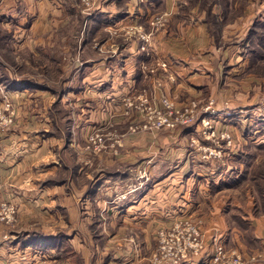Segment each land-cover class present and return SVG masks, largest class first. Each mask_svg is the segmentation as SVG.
<instances>
[{
  "label": "crops",
  "instance_id": "crops-1",
  "mask_svg": "<svg viewBox=\"0 0 264 264\" xmlns=\"http://www.w3.org/2000/svg\"><path fill=\"white\" fill-rule=\"evenodd\" d=\"M181 1L126 0L123 3V0H100V4L90 9L91 11L81 10L82 22L78 35L74 34L73 38L72 34L64 33L62 37L65 41L63 48L68 51L64 57L70 59L64 66L63 73L70 77L65 80L66 86L60 92L56 106V98L49 86L39 87L42 91L36 86L5 89L4 94L13 102L16 114L13 123H0V199L16 203L20 218L34 217L38 210L46 215L52 213L53 216L54 212L49 207H54L59 202L71 211L73 208L69 205L74 198L76 202L85 203L84 214L103 215L109 212L111 216L130 219V223L140 222L141 229L147 231L145 235L155 226L158 229L169 228L166 225L177 219L201 215L205 219V247L202 251L205 258L214 251L218 242L232 240L233 243L236 241L241 244V230L231 221L229 212L223 211V206L230 197H226L225 188L229 187L224 177L215 179L213 175L203 180L174 178L179 171L187 170L186 167L189 170L192 167L204 168L197 159H202L204 151L200 149H205L208 145L194 146L188 148L189 151L185 150V146L179 145L185 139L200 138L201 122L198 121L192 127H182L175 132L167 127L151 132L142 128H131V125L141 122V114H124V98L147 86V78L141 74L140 69L144 52L140 50L141 40L139 41L136 29L145 28L152 33V55L171 59L178 76L176 82L165 78L163 87L154 88L155 99H160L162 94H168L177 101L188 96L203 100L207 95L213 94L218 100L217 107H222V94L214 87L213 80L218 78L219 73H223L222 62L227 61L230 68L228 72L232 70L233 73L248 64L240 44H247L246 38L249 34L244 38L245 31L264 8L256 10L255 7L244 5L238 0H227L224 3L216 0L210 7L219 24L216 28L209 21L207 3L195 0L181 4ZM30 2L25 12L18 10L20 20L28 16L30 32L28 35L19 34L18 42L22 44L28 41L30 50L36 53L38 44L54 43L55 30L74 22V19L60 0L45 3L44 12L33 8V3ZM120 3L126 5V11L120 12ZM162 13H165L167 22L154 29V15ZM115 28H119L118 34L113 33ZM248 30L251 32L252 27ZM73 43L75 47L70 50ZM252 73L256 74H249ZM151 79L153 80L152 77L150 81ZM247 82L245 80L246 84ZM246 100L243 97L241 102L236 103L235 98L231 97L230 105L248 107L250 111L255 109V106L245 103ZM4 103L3 95L0 98V107ZM256 118L251 112L241 119L254 123ZM238 119L240 118L216 115L214 127L220 131L231 124L234 135L242 143H247L249 133L243 135L235 130L236 124H240ZM61 122H64V126H61ZM91 129L100 132L102 130L103 133L115 130L121 138L117 145L119 153L107 148L96 153L99 159H102L105 152L119 154L118 159L125 156L133 159V156L140 155L142 158L139 168L153 172L165 164L162 159H158L161 154L173 153L181 156L185 153L191 156L192 164H189V160L184 164L178 163L168 176H159V179L150 181L149 174L145 179L139 180L133 179V173L116 169L97 182L99 177L91 176L87 162L83 160L73 163L69 159V152L74 150L75 143L79 151L90 152L84 146ZM240 146V142H237L225 149L233 151L234 154L237 152L234 148ZM210 147L209 150L211 149L210 152L215 157L223 155V145ZM155 155L158 158H151ZM113 161L115 160H111L110 164ZM216 161L218 162L217 159ZM134 165L130 166L134 168ZM217 165L218 168H214V165L211 171L223 172V166ZM123 183L126 185L125 189H121ZM104 191L111 195L109 206L103 199ZM100 196L103 201L99 200ZM94 201L101 204L99 212L94 210ZM247 214H250L251 219L257 216ZM234 216L235 214L231 217ZM7 227L10 225L0 224V250L11 251L17 244L21 245L22 240L9 239L10 231ZM253 231L262 242L264 233L259 235L254 223ZM146 239L148 246L150 242L148 237Z\"/></svg>",
  "mask_w": 264,
  "mask_h": 264
},
{
  "label": "rangeland",
  "instance_id": "rangeland-1",
  "mask_svg": "<svg viewBox=\"0 0 264 264\" xmlns=\"http://www.w3.org/2000/svg\"><path fill=\"white\" fill-rule=\"evenodd\" d=\"M53 1L54 0H0V98H2L3 95L4 98L7 96L4 94L7 88L13 89L12 87L24 88L36 86L42 91L39 87L49 86L52 90L48 89L54 93V98H56L55 106L58 104L59 94L64 91L66 86L65 80L70 77V75L63 73L64 66L67 65L68 61L70 62V59L68 60L64 57L68 51L63 48L65 44V41L62 39L63 34H72L71 37L75 38L74 34L78 35L79 25L82 22V20H80L81 10L91 11L100 4V0H90L89 3L85 0H60L61 3L67 6L68 13L74 19V22L57 28L53 35L56 41L54 43L38 44L35 53L30 50L28 41L22 42V44L18 42L19 34H30L28 31V16L20 20L18 10L20 9L25 12V8H27L30 2L33 3V8L44 12L43 8L46 6L45 3H51ZM125 1L126 0H123V3H125ZM185 1L191 2L195 0H182L181 4H184ZM204 1L207 0H201V3ZM218 1L224 3L227 0ZM238 1H241L244 5H251L255 7L256 10L264 8V0ZM120 4V12L126 11V5L121 4V6ZM27 14L28 12L26 15ZM82 14L84 13L82 12ZM164 15L165 13L154 15L152 20V24L155 27L154 29L166 24L167 20ZM19 26L22 27V30ZM211 26L218 28L219 24L216 21L212 23ZM249 27H252L251 32L248 30ZM248 28L244 35L245 38V36L249 34V37L246 38V41L248 40L247 44L242 45V40L240 41L241 47L243 46L242 49L244 50V54L247 56L248 64H246L245 67H240L241 69L239 68L236 73H233L232 70L228 72L230 69L228 67L229 63L223 61L221 65L223 73H219L218 78L213 79L215 82L214 87L222 94V107H217L219 106L218 100L213 94L207 95L203 100L196 96L185 97L186 99L182 101H177L169 97L175 100L177 104H185L192 100H197L199 102V110L210 106L211 110L215 111L213 115L223 118L230 116L231 119L234 117L240 118L237 120L240 124H236L235 130H238L243 135L249 133L250 138H247V143H242L238 136L234 135L235 131L231 124L230 127L225 130H216V135L210 138H208L206 136L207 133L204 132L208 131V128H201V136L199 139L195 137L189 138L188 140L185 139L182 143L180 142L179 145L185 146V150L188 151L194 146L203 147L208 145L210 147L214 145L218 147L223 145V155L220 157L217 155L216 158L209 149L205 150L201 148L200 150L204 151V154L201 155V160H197H199L198 162H200L201 166H204V168L201 169L199 165L200 169L192 167L191 170H189V167H186L187 170L179 171L178 176H174V178L203 180L213 175H215L213 177L215 179L224 177L225 183L229 187L225 188L227 190L226 197L230 196L228 198L230 201L228 200V203L223 206V211L226 210L227 213L229 212L228 215L232 219L231 221L241 230L240 239L242 242L239 244L240 242L237 243L234 241L233 243L232 240L228 242L225 240V242L218 243H222L229 252L235 249L240 251L245 259L244 264H264V237L262 242L259 241L253 231L254 223V225L257 226L259 235L264 233V10L252 20ZM119 31V28H115L113 33L118 34ZM136 32L141 43V33H151L145 28L136 29ZM216 40L220 43L218 37H216ZM73 46L75 47V43L71 44L70 50H73ZM145 56L146 53L144 52V56L140 62V69L141 74L147 78V86L128 94L124 98V114L128 116L141 114V117H143L145 114V112H141L140 108L137 106L128 107L127 103L130 100L139 104L141 100L140 95L144 93L148 96L150 101H153L155 100L154 88L163 87V80L165 78L169 79L168 75L171 72L175 74L176 79H169L170 81L176 82L178 78L176 71L173 69L174 63L172 64V68L167 71L157 63L165 57L152 56V58L145 60ZM144 61H146L149 66H156V72L144 71ZM251 72L256 74H249ZM150 77H152L153 80L151 79L150 81ZM243 77H245V79ZM245 80L248 81L247 84ZM29 82L33 84L30 85ZM14 84H16V86H14ZM243 84L246 88L243 87ZM231 97L235 98L236 103L238 101L241 102L240 100L245 97L247 99L245 103H248L252 107L255 106V109L250 111L248 107L231 106ZM69 108L74 110L73 106ZM228 111L230 115L225 116ZM251 112L258 118H256V122H244L241 118L247 116V114H251ZM60 113L61 112H59V114ZM142 119L138 125H131V128L133 130H137L138 128L144 129L142 127ZM196 123H198V121L191 123V127ZM61 126H64V122L63 124L61 122ZM186 126L188 127L190 124H182L169 129L175 132V130ZM159 129L161 128L148 131L155 132ZM95 130L96 129H91L90 133ZM224 131L231 134V140L222 137ZM102 132L101 130V133ZM104 134L105 137H107L106 141L108 143L121 139L115 130H108V132ZM88 137L87 144L84 148L90 152L83 153L79 151L75 143V146H73L74 150L76 147V150H70L69 159L73 163L83 160L87 162L89 164L88 168L91 176L94 177L97 175V178L99 177L98 179L95 177V179L98 180L97 182L102 181L109 173H112L116 169H121L122 172L126 171L128 174L133 173V179L139 180L145 179L149 174L148 181H150L159 179V176L160 178L168 176L178 163L184 164L185 161L189 160V164H192L191 156L185 153L181 156L173 153L169 155L161 154L159 158L157 155L151 156V158H158L160 161L162 159L163 162L167 164H164L162 168L153 172L139 168L138 164L141 162L142 158L140 155L133 156V159H129L128 156L118 159L117 156L119 154L105 152L102 159H99L96 153H101L106 149L95 151L89 148L87 146ZM224 139L226 141H224ZM237 142H240L242 146H240V148H234L237 150V152L235 151L236 153L233 154V151L225 149L228 146L232 147L233 144ZM119 150L120 149H118L117 152L112 149L114 153H119ZM79 157L81 159H79ZM111 160L115 161L110 164ZM133 164H135L134 168L130 166ZM183 164L181 166H183ZM217 164L223 166V172L211 171V167L213 168L214 165V168H218ZM126 166L129 167L126 168ZM125 188L126 185L123 183L121 189ZM103 194L106 205H111L109 201L111 196L110 193L107 191ZM103 199L101 196L99 197V200L103 201ZM94 202V210L99 212L98 209L101 204H98V201ZM69 206L73 208V210H67L60 202L55 203L54 207H49L50 211L54 212L53 216L52 213L46 215V213L38 210V212L33 215L34 217L22 219L17 216L13 223L6 224L10 225V227H7L10 231L8 232L9 239H13L14 241L21 239L22 242L21 245L17 244L14 250H0V264H209L208 261H210L213 252L217 248L216 243L214 251L206 258L202 254L205 247V238L203 236L205 219H203L201 215L177 219L166 225L170 227L176 222H184L185 220L198 222L200 225L202 247L195 252L189 250L185 257L178 258V256L174 254L165 257L162 253L163 236L160 233V229L156 228V226L152 230L149 229V234L147 233V235H145L147 231L141 229L140 222L130 223V219L111 216L109 212L103 215L101 213L84 214L83 212L86 209L85 203L82 201L76 202L74 198ZM247 213L257 215L254 219L260 218L255 221L251 219L250 214L248 215ZM233 214H235L234 218L231 217ZM247 216H249L251 226L249 227L250 231L245 233L246 229L243 228V224L245 223L242 218H247ZM38 233L57 236L56 238L59 239H54L55 241L32 240V234ZM166 233L169 232L166 231ZM146 237H148L150 242L148 246ZM164 237H167V234H165ZM156 253H159V258H157Z\"/></svg>",
  "mask_w": 264,
  "mask_h": 264
},
{
  "label": "built area",
  "instance_id": "built-area-1",
  "mask_svg": "<svg viewBox=\"0 0 264 264\" xmlns=\"http://www.w3.org/2000/svg\"><path fill=\"white\" fill-rule=\"evenodd\" d=\"M87 3L90 0H85ZM160 21V20H159ZM152 33H141V50L146 53L145 60L152 58ZM165 70L169 71L172 68L173 61L169 58H163L157 62ZM143 70L156 72V66H149L146 61L143 62ZM169 79H176L173 72L168 75ZM140 103L136 104L130 100L128 107L137 106L141 112H145L143 116L142 127L146 130H155L158 128L168 127L174 128L182 124H190L196 121H200L202 128H208V131H204L208 138L215 136L217 132L214 123L215 111L211 110L210 106L199 110V102L192 100L185 104H177L175 100L169 97L167 94H162L160 99L150 101L148 96L144 93L140 95ZM5 103L0 107V123L10 124L14 122L15 109L13 102L8 96L4 98ZM228 111L226 115H230ZM222 137H226L231 140V134L224 131ZM107 137L100 131H94L89 134L88 147L95 151H102L107 148H112L117 151V145L120 140H114L108 143ZM209 149V147H205ZM211 151V149H210ZM19 208L16 203L8 199H0V224L13 223L18 216ZM198 222L185 220L184 222H176L169 228H161L160 233L163 236L162 253L166 256L176 255L178 258H183L187 255L189 250L196 251L202 247L201 230ZM169 229V230H166ZM169 232V233H166ZM167 234V237H164ZM169 247V249H168ZM168 250H167V249ZM159 258V253H156ZM245 259L240 251L237 249L229 252L222 243H217V248L213 252L209 264H244Z\"/></svg>",
  "mask_w": 264,
  "mask_h": 264
},
{
  "label": "trees",
  "instance_id": "trees-1",
  "mask_svg": "<svg viewBox=\"0 0 264 264\" xmlns=\"http://www.w3.org/2000/svg\"><path fill=\"white\" fill-rule=\"evenodd\" d=\"M216 0H207V1H204L203 3H207L208 5H209V7H208V18H209V21L211 22V24L212 23H215V16L213 15V13H211V9H210V7H211V4L212 3H214ZM211 19V20H210ZM29 84L31 85V84H33V83H30L29 82ZM14 86H16V84H14ZM12 88H16V87H12ZM243 219V222L245 223V224H243V228H245L246 229V232L245 233H247L248 231H250L249 230V227L251 226V221H250V219H248V218H242ZM42 233V232H41ZM57 236H52V235H45V234H32V240H36V241H38L39 239L41 240V241H50V240H54V239H59V238H56ZM55 241V240H54Z\"/></svg>",
  "mask_w": 264,
  "mask_h": 264
}]
</instances>
